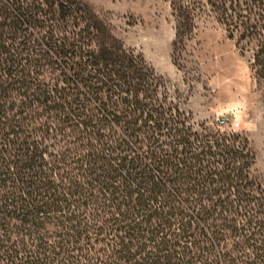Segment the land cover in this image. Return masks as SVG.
Returning <instances> with one entry per match:
<instances>
[{
	"label": "trees",
	"instance_id": "obj_1",
	"mask_svg": "<svg viewBox=\"0 0 264 264\" xmlns=\"http://www.w3.org/2000/svg\"><path fill=\"white\" fill-rule=\"evenodd\" d=\"M232 4L264 78V0ZM162 87L80 0H0V264H264L249 145Z\"/></svg>",
	"mask_w": 264,
	"mask_h": 264
},
{
	"label": "rangeland",
	"instance_id": "obj_2",
	"mask_svg": "<svg viewBox=\"0 0 264 264\" xmlns=\"http://www.w3.org/2000/svg\"><path fill=\"white\" fill-rule=\"evenodd\" d=\"M80 1L126 49L147 62L160 78L161 94L196 129L234 134L249 145L252 178L264 189V78L255 67L258 42L243 35L232 4L239 1L245 11L250 0ZM227 120L229 126H222ZM233 122L241 124L238 130ZM59 140V134H52L48 145L58 146Z\"/></svg>",
	"mask_w": 264,
	"mask_h": 264
},
{
	"label": "built area",
	"instance_id": "obj_3",
	"mask_svg": "<svg viewBox=\"0 0 264 264\" xmlns=\"http://www.w3.org/2000/svg\"><path fill=\"white\" fill-rule=\"evenodd\" d=\"M230 122L227 120V121H222L221 122V125L226 127V126H229ZM241 124L239 122H233L232 123V127L234 130H238L240 128Z\"/></svg>",
	"mask_w": 264,
	"mask_h": 264
}]
</instances>
